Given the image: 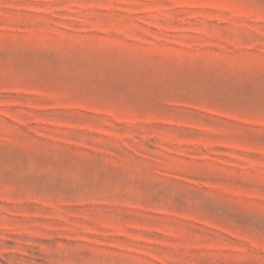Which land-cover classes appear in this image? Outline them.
Returning a JSON list of instances; mask_svg holds the SVG:
<instances>
[{
  "label": "rangeland",
  "instance_id": "374dc122",
  "mask_svg": "<svg viewBox=\"0 0 264 264\" xmlns=\"http://www.w3.org/2000/svg\"><path fill=\"white\" fill-rule=\"evenodd\" d=\"M0 264H264V0H0Z\"/></svg>",
  "mask_w": 264,
  "mask_h": 264
}]
</instances>
